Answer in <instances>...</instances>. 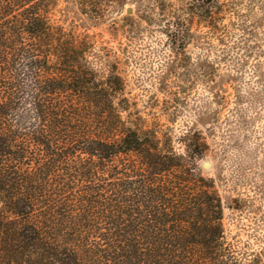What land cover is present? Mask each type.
<instances>
[{
    "label": "trees",
    "instance_id": "obj_1",
    "mask_svg": "<svg viewBox=\"0 0 264 264\" xmlns=\"http://www.w3.org/2000/svg\"><path fill=\"white\" fill-rule=\"evenodd\" d=\"M181 2H159L174 52L192 35L182 13L225 33L226 0ZM57 6L0 0V264H264L228 241L239 199L203 171L205 138L185 133L180 153L132 113L117 65L52 21Z\"/></svg>",
    "mask_w": 264,
    "mask_h": 264
},
{
    "label": "rangeland",
    "instance_id": "obj_2",
    "mask_svg": "<svg viewBox=\"0 0 264 264\" xmlns=\"http://www.w3.org/2000/svg\"><path fill=\"white\" fill-rule=\"evenodd\" d=\"M160 1L58 0L51 19L90 35L99 61L117 65L132 113L170 135L175 150L185 152L180 137L187 132L205 138L200 165L225 201L239 199V210H225L224 227L246 261L264 252V0H226L225 33L216 37L192 14H180L192 35L179 53L163 31ZM167 2L174 10L184 4Z\"/></svg>",
    "mask_w": 264,
    "mask_h": 264
},
{
    "label": "water",
    "instance_id": "obj_3",
    "mask_svg": "<svg viewBox=\"0 0 264 264\" xmlns=\"http://www.w3.org/2000/svg\"><path fill=\"white\" fill-rule=\"evenodd\" d=\"M128 12L131 13L132 10L129 9ZM211 166H212V164H211L209 161H205V162L203 163V168H204V169H209V168H211Z\"/></svg>",
    "mask_w": 264,
    "mask_h": 264
}]
</instances>
